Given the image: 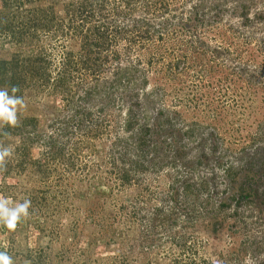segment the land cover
<instances>
[{
	"label": "rangeland",
	"instance_id": "1",
	"mask_svg": "<svg viewBox=\"0 0 264 264\" xmlns=\"http://www.w3.org/2000/svg\"><path fill=\"white\" fill-rule=\"evenodd\" d=\"M4 2L0 88L25 106L0 128V195L31 207L0 252L264 264V0Z\"/></svg>",
	"mask_w": 264,
	"mask_h": 264
},
{
	"label": "clouds",
	"instance_id": "2",
	"mask_svg": "<svg viewBox=\"0 0 264 264\" xmlns=\"http://www.w3.org/2000/svg\"><path fill=\"white\" fill-rule=\"evenodd\" d=\"M18 91V86H12V95H9L7 88H0V128L5 123L11 127L18 126V106L21 108L25 106L23 97L15 95ZM4 135H9V133H4ZM13 154L14 148L0 144V172L6 170L8 158ZM30 207V199H24L22 203H14L10 198L0 195V224L9 230H15L22 219L29 217ZM0 264H13V260L7 252H0Z\"/></svg>",
	"mask_w": 264,
	"mask_h": 264
},
{
	"label": "trees",
	"instance_id": "3",
	"mask_svg": "<svg viewBox=\"0 0 264 264\" xmlns=\"http://www.w3.org/2000/svg\"><path fill=\"white\" fill-rule=\"evenodd\" d=\"M5 0H3V2H4ZM4 4H5V2H4ZM35 15H37L36 17H35V21H36V23L33 21H31V23H32V26L33 27H35V24H37L38 25V27H47V26H45L46 25V21H44V20H42V18H44L45 16L43 15V16H40L41 14L39 13V12H35ZM182 26H183V28H186L187 26L185 25V23H183V24H181ZM90 32H91V30H89ZM88 31V32H89ZM92 31H94V30H92ZM100 38H101V34L98 36V34L96 33V38L94 39V42H89L88 40V46L89 47H92V46H95V47H98V49L100 48V45H101V42H99L100 41ZM103 39V38H102ZM86 58H88V56L87 57H83V59L85 60ZM3 64V63H2ZM6 71H5V69L2 67V65H0V73H3V75H4V73H5ZM11 81L9 82V84H11V85H13V77H14V75H13V73H11ZM0 81H1V79H0ZM16 84H14V86H15ZM129 107V106H128ZM132 112H133V109L131 108V109H128L127 108V115H126V117H125V122H124V129L126 130V131H129L131 128H133V122H132ZM146 125H142L141 126V130L140 131H142V130H147L146 129ZM158 127H160V126H158V123L156 122V123H154V128H157L158 129ZM148 131V130H147ZM139 143V145H142V142L140 141V142H138ZM137 144V143H136ZM134 167H135V169H137L136 168V162L134 161V165H133ZM123 173V175L121 176V177H123L122 179H127L126 177H127V174L123 171L122 172Z\"/></svg>",
	"mask_w": 264,
	"mask_h": 264
}]
</instances>
